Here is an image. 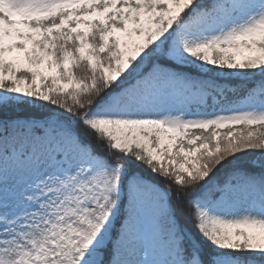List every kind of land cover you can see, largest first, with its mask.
Instances as JSON below:
<instances>
[{"label": "snow or ice", "instance_id": "6c2138e0", "mask_svg": "<svg viewBox=\"0 0 264 264\" xmlns=\"http://www.w3.org/2000/svg\"><path fill=\"white\" fill-rule=\"evenodd\" d=\"M0 264H264V0H0Z\"/></svg>", "mask_w": 264, "mask_h": 264}]
</instances>
